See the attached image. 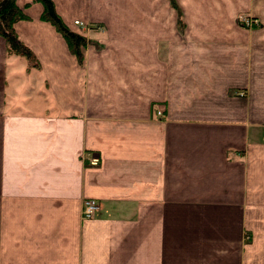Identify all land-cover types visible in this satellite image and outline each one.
Here are the masks:
<instances>
[{
  "label": "crops",
  "instance_id": "obj_1",
  "mask_svg": "<svg viewBox=\"0 0 264 264\" xmlns=\"http://www.w3.org/2000/svg\"><path fill=\"white\" fill-rule=\"evenodd\" d=\"M52 1L81 55L0 37V264H264V0Z\"/></svg>",
  "mask_w": 264,
  "mask_h": 264
},
{
  "label": "trees",
  "instance_id": "obj_2",
  "mask_svg": "<svg viewBox=\"0 0 264 264\" xmlns=\"http://www.w3.org/2000/svg\"><path fill=\"white\" fill-rule=\"evenodd\" d=\"M36 1L44 5L42 18L51 22L66 37L73 50L81 55V46H85L86 44L85 37L72 32L66 26L58 15L52 0ZM27 18L22 9L17 5V0H7L0 8V37H3L7 41L10 54H18L27 58L29 61L37 62L32 51L19 40L14 28L17 21Z\"/></svg>",
  "mask_w": 264,
  "mask_h": 264
},
{
  "label": "built area",
  "instance_id": "obj_3",
  "mask_svg": "<svg viewBox=\"0 0 264 264\" xmlns=\"http://www.w3.org/2000/svg\"><path fill=\"white\" fill-rule=\"evenodd\" d=\"M248 25L253 27L256 25L257 20H251L248 22L246 21ZM76 25H81L85 26V23L80 22V21H75ZM158 115H162L161 112H158ZM100 163V158L98 156L92 158L91 164L93 166H97ZM101 211V205L99 201L95 199H84L83 200V205H82V218L83 220H90L93 219L99 212Z\"/></svg>",
  "mask_w": 264,
  "mask_h": 264
},
{
  "label": "rangeland",
  "instance_id": "obj_4",
  "mask_svg": "<svg viewBox=\"0 0 264 264\" xmlns=\"http://www.w3.org/2000/svg\"><path fill=\"white\" fill-rule=\"evenodd\" d=\"M238 20H239L240 25H241L242 27L252 28L250 25L247 24L246 21L248 20V22H250L251 20H257V19H254V18H252L251 16L246 15V14H241V15H239V17H238ZM257 23H258V20H257ZM257 23H256V25H257ZM85 27H86V25H85ZM253 27H255V25H254Z\"/></svg>",
  "mask_w": 264,
  "mask_h": 264
},
{
  "label": "water",
  "instance_id": "obj_5",
  "mask_svg": "<svg viewBox=\"0 0 264 264\" xmlns=\"http://www.w3.org/2000/svg\"><path fill=\"white\" fill-rule=\"evenodd\" d=\"M6 1H7V0H2V1L0 2V8L6 3Z\"/></svg>",
  "mask_w": 264,
  "mask_h": 264
}]
</instances>
